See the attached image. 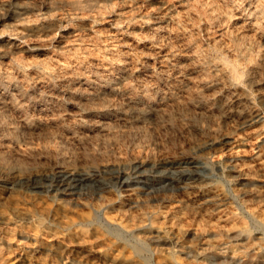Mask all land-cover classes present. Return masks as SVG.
<instances>
[{"label":"rangeland","instance_id":"rangeland-1","mask_svg":"<svg viewBox=\"0 0 264 264\" xmlns=\"http://www.w3.org/2000/svg\"><path fill=\"white\" fill-rule=\"evenodd\" d=\"M255 104L262 122L251 128L169 106L113 140L91 134L93 115L76 128L47 126L26 106L0 111V150L21 152L0 156V264H264V102ZM139 149L150 163L135 167ZM62 163L75 167L69 176L55 175Z\"/></svg>","mask_w":264,"mask_h":264},{"label":"bare ground","instance_id":"bare-ground-1","mask_svg":"<svg viewBox=\"0 0 264 264\" xmlns=\"http://www.w3.org/2000/svg\"><path fill=\"white\" fill-rule=\"evenodd\" d=\"M120 1L0 0L9 25L0 24V111L16 114L26 106L47 126L63 118L76 128L93 115L91 134L107 140L141 119H157L169 106L197 117L218 112L235 126L261 121L255 102H264V0ZM67 19L74 24L63 25ZM33 50L37 58L29 59ZM192 95L205 104L195 105ZM107 121L114 131H107ZM72 135L63 141L73 144ZM1 150L0 156L20 152L9 143ZM129 158L135 167L150 163L141 149ZM168 160L158 162L178 164ZM74 169L62 163L54 173L69 176Z\"/></svg>","mask_w":264,"mask_h":264}]
</instances>
